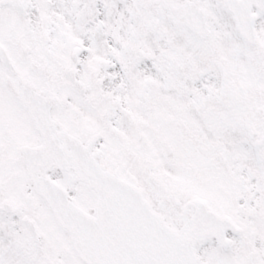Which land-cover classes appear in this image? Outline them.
Segmentation results:
<instances>
[{
	"label": "snow or ice",
	"instance_id": "obj_1",
	"mask_svg": "<svg viewBox=\"0 0 264 264\" xmlns=\"http://www.w3.org/2000/svg\"><path fill=\"white\" fill-rule=\"evenodd\" d=\"M0 264H264V0H0Z\"/></svg>",
	"mask_w": 264,
	"mask_h": 264
}]
</instances>
